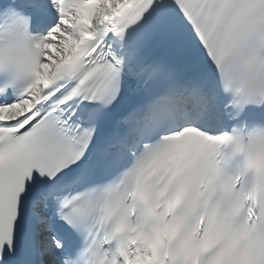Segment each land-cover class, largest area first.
Wrapping results in <instances>:
<instances>
[{
  "label": "snow or ice",
  "instance_id": "obj_1",
  "mask_svg": "<svg viewBox=\"0 0 264 264\" xmlns=\"http://www.w3.org/2000/svg\"><path fill=\"white\" fill-rule=\"evenodd\" d=\"M0 264H264V0H0Z\"/></svg>",
  "mask_w": 264,
  "mask_h": 264
}]
</instances>
